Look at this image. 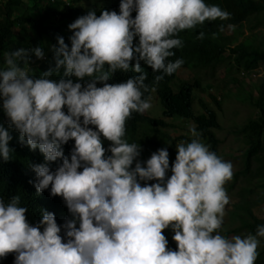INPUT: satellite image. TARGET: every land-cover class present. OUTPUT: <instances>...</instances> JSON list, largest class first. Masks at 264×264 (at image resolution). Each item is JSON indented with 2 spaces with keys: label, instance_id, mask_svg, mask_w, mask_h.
<instances>
[{
  "label": "clouds",
  "instance_id": "9594fccd",
  "mask_svg": "<svg viewBox=\"0 0 264 264\" xmlns=\"http://www.w3.org/2000/svg\"><path fill=\"white\" fill-rule=\"evenodd\" d=\"M57 1L58 12L43 21L53 35L4 53L0 160L13 153L10 129L43 156L30 165L33 180L14 179H22L29 199L33 190L60 196L69 215L57 223L53 212L64 204H41L33 224L19 195H0V264H255L264 224L245 235L221 233L231 161L210 150L194 126L190 141L175 146L171 166L166 147L141 161L142 144L125 135L131 116L156 118L144 113L152 96L161 113L156 93L145 95L142 65L159 73L154 82L171 75L183 64L169 59L183 46L178 33L231 13L206 0H110L99 7L93 0H27L28 17L41 21L44 7ZM51 51L54 63L40 70ZM117 71L133 75L110 83ZM254 71L238 70L241 78ZM141 123L138 134L146 137ZM164 229H171L175 250Z\"/></svg>",
  "mask_w": 264,
  "mask_h": 264
},
{
  "label": "trees",
  "instance_id": "16d2710c",
  "mask_svg": "<svg viewBox=\"0 0 264 264\" xmlns=\"http://www.w3.org/2000/svg\"><path fill=\"white\" fill-rule=\"evenodd\" d=\"M32 1L34 6H37L38 2H40V0ZM206 3L219 5L222 9L231 13L230 18L224 21L219 19L210 22L205 21L203 25H199L195 29L182 30L178 33L183 41V46L174 49L175 55L169 59L174 61L177 58H182L183 64L171 75H164L160 81L154 82V77L159 73H154L149 66L142 65L147 72L145 83L149 85V91L145 95L148 96L151 90L156 93L161 105V116L148 118L135 115L131 116L126 122V138L129 142L135 141L143 145H141L140 156L138 157L141 161L146 160L158 148L166 147L171 166V162L175 158V146L178 143L190 141L189 129H185L182 132L180 131L182 128L179 129V127L173 123H168L166 120L177 121L180 124H183L182 122H192L196 130L201 134L202 141L209 145L210 150L220 156L218 150L219 139L214 131L220 128L217 115L207 102L202 100L199 101L200 109L195 113L193 109L194 91L200 90L203 78L206 80L207 77H211L218 67L224 66L226 71L225 80H227L226 77H229L228 82L238 84L239 81L236 77L234 78L233 72H231L233 69L236 70V73L238 70L253 72L264 63V34H254L251 31L262 22L264 24V18L262 22L254 21L253 24L251 23L256 15L264 13V0H206ZM60 4V1H57L56 4L46 5L43 9L45 15L38 22H33L34 19L28 17L27 10H30V7H28L27 0H6L4 4H0V67L4 66L5 52L24 46L27 48V43L31 42L36 45H42L40 36L53 35V30L45 25L43 26V21L47 19V14L57 13L60 9ZM13 7H17V11ZM110 10L114 9L111 8ZM244 23L248 25L251 33L244 40L239 41L240 30ZM23 25H26L24 30ZM220 25L224 26L223 30L220 29ZM228 25H232L234 28L231 35L224 34V30ZM14 26H19L20 31L15 32L13 30ZM64 26L65 23L62 22L56 28L62 30ZM199 31L205 33L203 39L196 38ZM212 33L216 35L213 37ZM66 38L64 39L65 43L70 46L69 37ZM31 62L38 63L35 60H31ZM53 63L51 51L47 54L46 61L40 65L39 69L44 70ZM184 70H188L191 73L190 78L183 79L180 77L179 73ZM130 75H133V73L126 74L117 71L109 82L113 83L114 80L119 79V76L123 81ZM254 89L257 90V95L253 100ZM246 93L255 114L249 116L239 127L238 134L243 136L241 142L246 145L245 167L242 171L237 172L234 178H237L239 174L252 177L260 176L263 170L262 164L264 163V81L254 83L253 87L247 90ZM208 96L216 107L220 106V102L215 96L210 93H208ZM238 96H241L240 92ZM139 122H142V127L147 133L146 137H141L138 134ZM4 126L7 127V123H4ZM9 132L12 136L9 145L12 147L13 153L10 154V159L6 161L0 160V195H19L21 197V205L27 207L26 219L34 224L41 218L39 207L44 205L59 209V205L61 203L64 204V202L58 195L50 196L48 190H44L41 194L37 193L33 190L32 185H30V189L33 190V193L29 199V189L24 188L22 179L19 181L15 179H19L24 175L26 178L33 180L34 172L30 165L43 162V156L38 149L30 150L26 144L20 143L10 129ZM65 155H69V152L65 153ZM251 159L259 163L254 173L249 171ZM55 166V163L50 165L51 168ZM13 173L17 174L15 179ZM149 183H152V181H149ZM249 204V201L246 200L235 205L238 208L230 207L233 210L228 213V217L232 221L239 219L241 225L248 232L254 233L258 224H264V219L256 217ZM46 210L51 211L49 208ZM53 213L57 223L60 224L69 215L65 204L61 209ZM162 231L168 240V247L175 250L176 242L172 240L173 233L171 229ZM261 246L258 250L259 255L255 264H264V238L261 239Z\"/></svg>",
  "mask_w": 264,
  "mask_h": 264
},
{
  "label": "rangeland",
  "instance_id": "374dc122",
  "mask_svg": "<svg viewBox=\"0 0 264 264\" xmlns=\"http://www.w3.org/2000/svg\"><path fill=\"white\" fill-rule=\"evenodd\" d=\"M109 1L110 0H93V7H99L102 4H107ZM263 18L264 13H260L252 19L251 23L253 24L254 21L262 22ZM233 29V27H227L224 30V34L231 35ZM240 31L241 33L238 38L239 41H242L248 37L251 31L254 34L263 35L264 24L262 22L257 28L249 31L248 25L244 23V26H242ZM255 42L257 43V41ZM231 72H233L232 74L234 78L236 77V79L239 81L238 84L228 82L227 80L230 79L229 77H226L227 80H225L224 75L226 71L224 66L218 67L211 77H207L206 80L203 78L200 90L194 91L193 101V109L195 113L200 109V100L207 102L209 107L215 111L220 125L219 129L214 130L216 137L219 139V154L224 160L231 161L233 165V177L224 186L230 198V203L229 205H226L225 216L221 229V233L229 237L232 235H245L248 233V230L241 225V221H239V219L232 221L228 217V213L233 210L230 209V207L238 208L235 207V205L247 200L250 203L249 205H251V210L254 215L258 218L264 219V163L262 164L263 170L261 171L260 176H254V178L249 175L239 174L237 178H234L236 173L240 170L242 171L245 167L244 162L246 145L241 142L243 136L238 134L239 127L248 119L249 116L255 114L253 107L249 103L246 91L252 88L254 83L264 81V63L258 68L256 72L254 71V76L245 75L243 78H241L239 74L240 72L236 73V70L234 69ZM179 75L183 79L191 77V73L188 70L180 72ZM239 92L241 96H238ZM207 93H210L215 97L219 96V107L214 105ZM256 95L257 90L254 89L253 100L255 99ZM150 103L151 107L144 113L151 117H158L160 115V108L155 96L151 97ZM166 121L168 123H173L179 127V129L182 128L180 130L182 132L183 130H188L191 126H193L192 122H182L183 124H180L177 121ZM258 166L259 163L251 159L249 163V171L254 173L256 171L255 168ZM258 200L260 201L258 202ZM261 247L262 246L260 244V246H258V250Z\"/></svg>",
  "mask_w": 264,
  "mask_h": 264
}]
</instances>
